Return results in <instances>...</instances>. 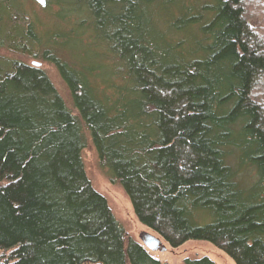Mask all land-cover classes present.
<instances>
[{"label": "trees", "instance_id": "trees-1", "mask_svg": "<svg viewBox=\"0 0 264 264\" xmlns=\"http://www.w3.org/2000/svg\"><path fill=\"white\" fill-rule=\"evenodd\" d=\"M251 1L56 0L100 33L71 54L31 21L0 27V48L53 65L76 110L41 67L0 56V264H164L93 188L89 139L171 248L204 241L264 264V31Z\"/></svg>", "mask_w": 264, "mask_h": 264}, {"label": "rangeland", "instance_id": "rangeland-1", "mask_svg": "<svg viewBox=\"0 0 264 264\" xmlns=\"http://www.w3.org/2000/svg\"><path fill=\"white\" fill-rule=\"evenodd\" d=\"M189 1L195 5L210 1L213 2V0ZM55 3L56 0H47V5L41 6L34 0H11L9 3L10 8L7 6L8 11L5 10V7L0 11V27L2 31L5 32L7 25L10 29L16 26L26 27L31 21V23L35 25L39 35L46 38H48V34L49 36L54 35L58 42L57 46L60 47L63 45L66 52L70 54L78 50L79 44L76 41L78 38L82 37L83 43L84 41L90 44H97L99 42L100 33L96 28L76 29L79 21H77L71 13L70 8L67 6L57 7ZM250 4L251 8L249 10L254 16V20L260 23L264 31V0H252ZM84 18L86 19V17ZM74 20H76V25ZM166 31V27L162 29V32ZM0 56L20 61L27 65H34L35 63L41 64V68L46 71L59 94L66 101L67 105L76 113V110L73 108L71 93L53 65L43 62L42 60L34 59L32 56L14 54L6 46L5 48H0ZM96 64L99 65L100 62ZM115 79L119 81V78L115 77ZM82 158L87 177L93 188L106 198L116 220L125 229L127 234L141 245V233L147 232L157 236L153 231L144 227L139 222L134 213L132 203L123 187L113 182V174L101 168L98 152L90 139L88 147L82 153ZM247 171V173L250 174L249 177L253 178L255 175L254 170L248 169ZM162 242L166 247V252L147 251L153 258L164 264H186L188 260H198L202 258H209L215 264H236L225 252L208 242L190 241L178 249L171 248L163 240Z\"/></svg>", "mask_w": 264, "mask_h": 264}, {"label": "water", "instance_id": "water-1", "mask_svg": "<svg viewBox=\"0 0 264 264\" xmlns=\"http://www.w3.org/2000/svg\"><path fill=\"white\" fill-rule=\"evenodd\" d=\"M41 6L47 5V0H34ZM35 67H41V64L35 63ZM140 241L142 245L149 251V252H166V247L164 246L162 240L154 236L150 233L143 232L140 235Z\"/></svg>", "mask_w": 264, "mask_h": 264}]
</instances>
